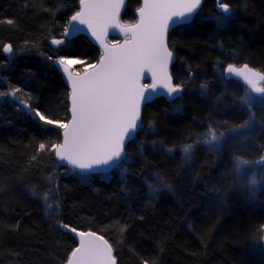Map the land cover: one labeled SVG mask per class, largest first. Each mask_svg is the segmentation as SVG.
I'll return each mask as SVG.
<instances>
[{"label": "trees", "instance_id": "1", "mask_svg": "<svg viewBox=\"0 0 264 264\" xmlns=\"http://www.w3.org/2000/svg\"><path fill=\"white\" fill-rule=\"evenodd\" d=\"M140 2L125 1L122 24L135 22ZM223 2L230 14L222 24L215 1L204 0L168 35L181 97L144 106L112 173L81 176L55 160L62 129L34 116L69 118V92L47 57L73 54L85 68L100 56L82 36L51 46L79 0H0V264H65L76 247L71 229L103 237L116 264H264V181L243 187L228 152L205 147L210 129L240 131L232 147L246 151L233 156L260 166L252 164L264 153V99L244 105L245 88L223 70L247 65L264 74V0Z\"/></svg>", "mask_w": 264, "mask_h": 264}, {"label": "snow or ice", "instance_id": "2", "mask_svg": "<svg viewBox=\"0 0 264 264\" xmlns=\"http://www.w3.org/2000/svg\"><path fill=\"white\" fill-rule=\"evenodd\" d=\"M201 2L143 0L139 21L122 24L118 17L124 0H79L81 8L71 15L70 23L85 26L103 52L97 63L83 68V74L74 66L85 65L86 61L73 54L47 57L71 86L69 122L60 123L47 118L40 110L34 111V116L45 125L56 124L63 130V142L52 145L56 157L81 172L106 175L121 158L126 138L138 127L142 104L154 98L151 94L163 89L169 102L174 96L180 97L182 90L173 85L168 71L173 52L169 50L166 36L170 24L176 25L183 18L191 17ZM219 8L224 15L214 17L218 25L230 14L227 3L220 2ZM110 28L123 34L122 44L107 42ZM81 30L65 29L64 36H74ZM51 43L65 46L63 39H53ZM3 50L10 52L11 45ZM227 72L242 77L255 93L264 94V87L259 86L264 82V74L247 65L239 69L229 65ZM145 73L150 74L151 83H142ZM223 135L210 129V139L206 142L217 145ZM38 147L44 150L45 144L40 143ZM191 147L183 149L186 158ZM76 234L80 237L79 247L72 251L68 264H116L106 240L92 232Z\"/></svg>", "mask_w": 264, "mask_h": 264}, {"label": "water", "instance_id": "3", "mask_svg": "<svg viewBox=\"0 0 264 264\" xmlns=\"http://www.w3.org/2000/svg\"><path fill=\"white\" fill-rule=\"evenodd\" d=\"M125 1H126V0H124V3H123V5H122V7H121L120 15H119V17H118L119 21H120V16H121V14L123 13L124 8H125ZM203 1H204V0H202V2H203ZM214 1H215L216 3H218V6L216 7L217 12H219V13H223L222 10L219 8V3L222 2L223 0H214ZM202 2H201V5H202ZM201 5H200V7H201ZM141 7H143V0H141V2H140V6H139V8H141ZM200 7L197 9V11H196L191 17L183 18V19L180 20L176 25H172V24H170V27H169V30H168V32H167V36H166V41H167V39H168V35H169L170 31L173 30L174 28L179 27V26H183V25H187V24H189V23L193 20L194 16L197 14V12L199 11ZM80 8H81L80 3H78V10H77V11H79ZM139 8L135 11V18H136V20H135V22H134L133 24H135V23H137V22L139 21ZM74 14H75V13H74ZM174 19H176V18H174ZM120 23H121V21H120ZM73 28H79V29H82V30L79 31V32H76V34H75L74 36L65 37V36L63 35V40H69V39H72V38H74V37H76V36H82V37H84L86 40H88L91 44H93L96 48H98V50H99V52H100V56L102 55L103 50L100 48L99 43L96 42V41L94 40V38L91 37V34H90V32L87 31L86 27L83 26V25H79V24L76 23V22H71V23H70V19H69L67 29H68L69 32H72ZM114 37H115V38H118V40H119L118 42H119V43L122 44V43L124 42V36H123V34H122L118 29L110 28V29H109V33H108V36H107V42H109V40H110L111 38H114ZM113 44H114V43H113ZM6 46H8V45H6ZM6 46H4V47H6ZM51 46H52L53 48L58 47L57 45H53L52 43H51ZM3 53H4V55H8L10 52H5V51L3 50ZM100 56H99V58H100ZM99 58H98V60H99ZM98 60H97V62H98ZM97 62H96V63H97ZM173 62H174V55H173V59L171 60V62L169 63V66H168L169 74H170V68H171ZM243 66H245V65H242V66H240V67H236V68L239 69V68H242ZM234 67H235V66H234ZM227 68H228V67H226V69H225V71H224V78H225L226 80L232 79V80H234V81L240 83L241 85H243V87H244L246 90H248L253 96H255V97H257V98H263V97H264V94H258V93H255V92L252 90L251 86L248 85L247 82L244 81V79H243L242 77H238V76H236V75L233 74V73H228V72H227ZM248 68H250V67H248ZM250 69H252V68H250ZM252 70H253V71H256V70H254V69H252ZM256 72H257V71H256ZM59 73H60V72H59ZM259 73H260V72H259ZM81 74H83V73H81ZM261 74H262V73H261ZM60 75H61V77H62V79H63V82H64V84H65L66 89L69 91V97H68V106H69V108H68V112H69V118H68V121H67V122H69V121L71 120V99H70L71 86H70V84L67 82L66 77L63 76L61 73H60ZM170 76H171V74H170ZM145 77H146V78H145L144 80H142V83H151L150 74L145 73ZM172 83H173V82H172ZM173 85H174V84H173ZM174 86H175V85H174ZM181 90H182V88H181ZM182 93H183V90H182V92H181V95H182ZM146 95H147V94H146ZM151 95H152L154 98H153L150 102H146V103H143V104H142L141 112H142V109L144 108L145 105L150 104V103H151L152 101H154L155 99L162 98V99H164L167 103H172L174 100L179 99V98L181 97V95H180L179 98H175V96H174L173 100H172L171 102H169V99L167 98L166 92H165V90H163V89H157V92H156V93H152ZM140 123H141V116H140V120L138 121V127H137V129H136L134 132L130 133V135H129V136L126 138V140H125L124 151H123V154H122L121 158H120L119 160H117V161L114 162V164L110 167L109 172H108L106 175L112 173V172H113V171H114V170H115V169H116V168H117V167L123 162L124 157H125V149H126V146H127V145H128V144H129L134 138H135V136H136V134H137V132H138V129H139V127H140ZM62 142H63V130H62V132H61V141H60V143H62ZM54 157H55L56 162H57L58 164H60L63 168H65V169H69V170H72V171H75L76 173H78V174L81 175V176L97 175V173L81 172L79 169H75V168H73L71 165L67 164V161H61L58 157H56V156H55V152H54ZM263 163H264V153H263L262 158L259 159V160L256 162V164H263ZM101 175H102V174H101ZM76 233H78V232H73V231H72V235H73V237L75 238V241H76V247H75V248L79 247V241H80V237H79ZM84 233H88V232H84ZM95 234H96V233H95ZM96 235H97V236H100V235H98V234H96ZM100 237H101V236H100ZM102 238H103V237H102ZM103 240H105V239L103 238ZM259 244H260L261 248H262L263 251H264V231L261 233V235H260V237H259ZM75 248L73 249V251L75 250ZM71 253H72V252H71ZM71 253H70L69 257L67 258V261L65 262V264H68V260L71 258ZM112 255H113V252H112Z\"/></svg>", "mask_w": 264, "mask_h": 264}, {"label": "rangeland", "instance_id": "4", "mask_svg": "<svg viewBox=\"0 0 264 264\" xmlns=\"http://www.w3.org/2000/svg\"><path fill=\"white\" fill-rule=\"evenodd\" d=\"M83 67L82 65H75L74 69L76 70H81ZM261 87H264V82H261L260 85ZM13 93L15 94H19L20 96H23V94L21 92H18L17 90H11V92H9V96L14 97ZM19 95L17 96V98H19ZM260 99H264L263 98H257L255 96H253L250 92H248L247 90L245 91V93L243 94L242 97V102L244 105H252V104H256V103H261ZM264 104V102H263ZM240 131H236V132H231L230 134H224L223 137H221L220 142L217 145H211L209 143H205V147L207 149H209L210 151H214V152H228V153H224V155H228L229 159L228 161H232L230 164V168H231V172L232 174L235 173L234 176H236V178L238 180L242 181V184H246V188L252 189V188H256V186L258 187V184L260 183V181H264V166L262 164H252L254 166H258L257 170L253 169L252 166L248 163L245 162L241 159H235L236 156L235 155V151H241L244 152L246 151L244 148H242V150H240L239 148H234L232 147L233 144L236 142V144L238 142H240ZM217 135H219V133H217ZM210 139L209 137V133L207 135L206 141H208ZM244 138L241 139V141H243ZM248 142V141H247ZM238 145V144H237ZM234 148V149H233ZM263 156V154H261L256 160L258 161L259 159H261ZM240 175V176H239ZM233 179H235V177H233ZM240 185V186H241ZM244 187V185H242ZM251 186V187H250Z\"/></svg>", "mask_w": 264, "mask_h": 264}, {"label": "flooded vegetation", "instance_id": "5", "mask_svg": "<svg viewBox=\"0 0 264 264\" xmlns=\"http://www.w3.org/2000/svg\"><path fill=\"white\" fill-rule=\"evenodd\" d=\"M223 2V1H222ZM203 3V2H202ZM218 6V3H216L215 2V11L217 12V10H216V7ZM198 13V12H197ZM217 13H219V12H217ZM221 14H223V13H221ZM224 15V14H223ZM62 39H63V37H62ZM70 40V39H69ZM59 47V46H58ZM58 47H56V48H58ZM229 66V65H228ZM228 66H226V67H228ZM231 66H234V65H231ZM226 67L224 68V70H223V77H224V71H225V69H226ZM235 67H240V66H235ZM249 67V66H248ZM253 69V68H252ZM255 70V69H254ZM257 72H260V71H258V70H256ZM59 72V71H58ZM83 73V72H82ZM261 73V72H260ZM263 74V73H262ZM225 79V78H224ZM232 80V79H231ZM246 90V89H245ZM248 91V90H247ZM69 92V91H68ZM249 92V91H248Z\"/></svg>", "mask_w": 264, "mask_h": 264}, {"label": "bare ground", "instance_id": "6", "mask_svg": "<svg viewBox=\"0 0 264 264\" xmlns=\"http://www.w3.org/2000/svg\"><path fill=\"white\" fill-rule=\"evenodd\" d=\"M77 10H78V8H77ZM75 12H76V11H75ZM70 17H71V16H70ZM69 19H70V18H69ZM68 22H69V20H68ZM67 27H68V23H67ZM67 27H66V29H67ZM63 35H64V34H63ZM118 41H119V40H117L116 42H111V41L109 40L110 43H117ZM68 97H69V96H68ZM142 110H143V109H142ZM66 123H67V122H66ZM61 132H62V131H61ZM133 140H134V139H133ZM133 140H132V141H133ZM132 141H131V142H132ZM124 158H125V157H124ZM263 231H264V230H263ZM108 244H109V243H108ZM72 251H73V250H72Z\"/></svg>", "mask_w": 264, "mask_h": 264}]
</instances>
